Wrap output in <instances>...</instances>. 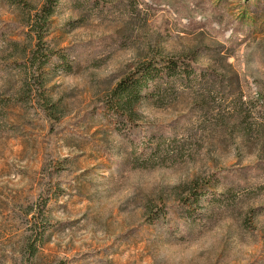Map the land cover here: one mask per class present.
I'll return each instance as SVG.
<instances>
[{"label":"rangeland","instance_id":"obj_1","mask_svg":"<svg viewBox=\"0 0 264 264\" xmlns=\"http://www.w3.org/2000/svg\"><path fill=\"white\" fill-rule=\"evenodd\" d=\"M16 1L0 0V264H264V0H57L48 114ZM160 58L194 70L122 138L105 96ZM216 172L219 196L187 221L176 193Z\"/></svg>","mask_w":264,"mask_h":264},{"label":"trees","instance_id":"obj_2","mask_svg":"<svg viewBox=\"0 0 264 264\" xmlns=\"http://www.w3.org/2000/svg\"><path fill=\"white\" fill-rule=\"evenodd\" d=\"M16 2L20 6L28 7L30 13L27 28L34 44L24 62L29 69L38 73L34 79V84L38 87L37 102L40 109L48 114L53 109V105L45 96L44 72L45 67L50 64L55 55L53 52L45 55L43 45L52 25L58 3L57 0H46L43 5L36 8L30 7L25 0H17ZM57 60L60 62L59 66L62 71L70 72L74 67L72 58L66 59L64 56H57ZM193 70L194 68L184 65L180 61L165 62L163 58L144 61L136 65L105 96L104 106L112 113L116 132L122 138L128 139V128L136 126L142 120V107L146 101L153 98L154 91L161 86V83L167 82L173 73L188 77ZM25 85V89L28 88L27 83ZM161 135L162 130L155 129L140 141L139 146L153 147L151 140L158 139ZM220 180V173L218 172L214 173L208 180L196 177L190 183L182 186L181 192L176 193L178 194L176 201L185 209L187 221L194 222L206 216L208 203L219 196L215 186L220 183ZM181 188L176 187L175 192Z\"/></svg>","mask_w":264,"mask_h":264}]
</instances>
